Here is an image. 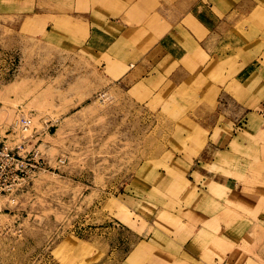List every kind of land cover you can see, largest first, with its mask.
<instances>
[{
    "label": "rangeland",
    "instance_id": "obj_1",
    "mask_svg": "<svg viewBox=\"0 0 264 264\" xmlns=\"http://www.w3.org/2000/svg\"><path fill=\"white\" fill-rule=\"evenodd\" d=\"M43 3L0 0V142L46 162L0 195V264H264V126L248 114L264 124V96L233 110L223 78L158 95L179 67L168 47L143 49L132 75L89 44L44 46L62 15ZM66 18L83 45L89 17Z\"/></svg>",
    "mask_w": 264,
    "mask_h": 264
},
{
    "label": "crops",
    "instance_id": "obj_2",
    "mask_svg": "<svg viewBox=\"0 0 264 264\" xmlns=\"http://www.w3.org/2000/svg\"><path fill=\"white\" fill-rule=\"evenodd\" d=\"M16 1L21 7L33 2V0ZM42 1L45 3H43L44 5L50 7L52 13L62 15V19L59 20L60 27H47L50 28L48 30L50 36L44 41L41 40L44 46H68L69 42L72 45V41L75 43L72 46L85 48L89 44L91 47H98L99 56L104 55L106 61L111 53L114 54L116 63L123 67L121 72L130 71L132 75L135 68H138L145 59L147 52L142 55L143 49L152 48V45H154L153 47H168L170 58L167 60L170 64H176L179 67L174 69L176 73L168 78L158 95L163 91H171L170 96H179V88L187 85L186 81H192V79L196 80L193 86L197 90V87L209 80L223 78L229 94H232L233 97L236 94L241 97L238 101L233 100V110L238 108L240 110L250 94L256 93L264 96V87H261V84L264 83V0ZM68 16H85L89 19L90 17L91 19L100 17L94 22L87 18L81 19L83 23L78 26L84 30L83 32L87 31L88 33V37L83 40V45L77 42L80 40L71 37L73 30H71L70 18H66ZM20 24L24 26V29H30L32 32L38 31L40 28L37 20H32L30 17H26ZM160 24L161 27L166 25L169 27L161 29ZM86 27H88L87 30ZM156 30L167 33L152 43L151 36ZM74 31L77 30L74 29ZM76 38L79 39L78 36ZM26 39L37 41L32 35ZM226 41H228V46L234 56L237 55L239 60H236L232 53L229 55L227 52V61H231L233 66L232 64L225 65L220 69L217 68V65L215 66L214 60L218 57ZM129 46L136 48V53L125 54L124 49ZM249 47L251 50L248 49ZM130 51L133 53L132 48ZM201 52L210 57L196 59ZM209 67L212 72L208 71ZM189 74H193L194 77H189ZM197 81L200 82V85ZM257 81H259V85H257ZM170 85L177 87L170 88ZM255 88H259L261 92H255ZM253 113V111L248 113L250 127L252 120H255L256 127L262 128L263 122H260ZM247 117L245 116V118ZM230 129H234V126ZM243 134L241 139H257L259 135L264 134V129H260L255 138L252 137L251 132ZM195 200L198 199L195 198Z\"/></svg>",
    "mask_w": 264,
    "mask_h": 264
},
{
    "label": "built area",
    "instance_id": "obj_3",
    "mask_svg": "<svg viewBox=\"0 0 264 264\" xmlns=\"http://www.w3.org/2000/svg\"><path fill=\"white\" fill-rule=\"evenodd\" d=\"M45 167L46 162L39 150L31 149L22 155L0 142V195L25 180L32 168L35 170Z\"/></svg>",
    "mask_w": 264,
    "mask_h": 264
},
{
    "label": "bare ground",
    "instance_id": "obj_4",
    "mask_svg": "<svg viewBox=\"0 0 264 264\" xmlns=\"http://www.w3.org/2000/svg\"><path fill=\"white\" fill-rule=\"evenodd\" d=\"M246 36L248 37L249 34L247 33ZM245 38H246V37H245ZM22 123H23V124L27 123V122H25L24 118H22ZM198 169H199V167H198ZM200 169H201V167H200ZM200 169H199V170H200ZM201 170H202V169H201ZM23 181H25V180H23ZM23 181L19 182L16 186L20 185ZM195 190H196V188H195ZM193 197L196 198V199H198V200H204V199H206L207 194H206V192L201 191L200 193H196Z\"/></svg>",
    "mask_w": 264,
    "mask_h": 264
}]
</instances>
